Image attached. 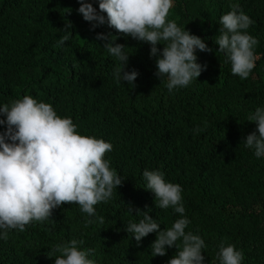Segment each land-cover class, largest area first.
I'll return each instance as SVG.
<instances>
[{
  "label": "trees",
  "instance_id": "obj_1",
  "mask_svg": "<svg viewBox=\"0 0 264 264\" xmlns=\"http://www.w3.org/2000/svg\"><path fill=\"white\" fill-rule=\"evenodd\" d=\"M98 10V0H84ZM167 21L200 38L211 52L197 50L206 65L197 80L169 92L157 78L151 45L107 25L91 29L78 0H0V107L31 96L70 118L76 133L112 144L104 159L122 180L107 202L88 217L77 204H62L44 222L0 239V264H54L57 245L75 239L80 250L94 249L93 264H168L180 250L166 246L152 256L150 233L137 246L125 229L147 212L167 230L178 219L174 208L161 209L146 187L143 171H159L182 188L185 231L205 243L204 264H219V246L243 252L241 264H264V156L257 158L244 140L256 130L248 117L264 109V0H172ZM253 23L247 29L258 43V60L247 79L233 75L216 44L220 17L232 5ZM106 15V14H105ZM72 25L62 45L65 24ZM97 34H111L129 55L125 71L138 73L135 87L117 83L120 66ZM157 48L162 51L163 45ZM6 117L0 114V120ZM6 125L0 124V134ZM258 135V133H257ZM10 142V141H6ZM128 207L133 211L129 214ZM103 217L104 222L97 219ZM91 219L93 223L87 224Z\"/></svg>",
  "mask_w": 264,
  "mask_h": 264
},
{
  "label": "clouds",
  "instance_id": "obj_2",
  "mask_svg": "<svg viewBox=\"0 0 264 264\" xmlns=\"http://www.w3.org/2000/svg\"><path fill=\"white\" fill-rule=\"evenodd\" d=\"M78 3L77 11L91 24V29L107 22L117 32L150 44V57H157L155 75L159 79L167 78L169 92L187 87L206 70V65L196 62L195 52H211L212 49L185 28L178 27L175 21H167L172 0H98V10L84 0ZM252 23L235 4L232 11L220 17L218 52L230 62L232 74L241 79L249 77L259 57L254 49L258 41L247 32ZM71 27L67 23L60 29L65 35L58 45L69 40ZM96 39L104 41L103 48L120 62L113 72L116 82L134 88L138 73L125 71L129 58L124 52L125 46H114L116 38L111 34H97ZM158 44L163 45L162 51L157 48ZM0 114L6 117L0 120V124L6 125V130L0 134V239L7 240L10 230L23 232L33 221L48 220L52 211L62 204H77L83 213L93 217L96 215L94 205L107 202L121 186L123 179L104 159L105 153L112 151V144L77 134L72 120L57 116L52 105L38 103L25 95L10 106L0 107ZM248 120L257 127L246 137L244 146L253 149L259 158L264 156V109L257 108ZM142 175L147 189L159 201L158 207H172L180 218L169 229L161 231L147 212L136 209L143 218L138 223H129L125 231L133 234L138 247L143 238L157 233L151 244L153 257H163L166 246L177 249V241H180V250L168 264H204V240L185 231L190 221L184 215L181 186L166 182L159 171L145 169ZM128 210L129 214L133 211L131 207ZM97 219L104 222L103 217ZM90 223H93L91 219L86 226ZM82 243L73 239L57 245L52 253L60 255L54 264H93L87 257L94 249L80 250L78 245ZM216 255L219 264H241L244 258L243 252L234 245L221 244Z\"/></svg>",
  "mask_w": 264,
  "mask_h": 264
}]
</instances>
